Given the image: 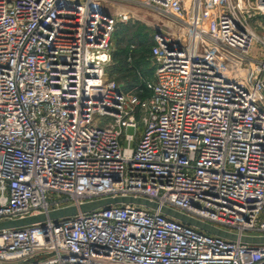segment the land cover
I'll return each instance as SVG.
<instances>
[{"label": "built area", "instance_id": "1", "mask_svg": "<svg viewBox=\"0 0 264 264\" xmlns=\"http://www.w3.org/2000/svg\"><path fill=\"white\" fill-rule=\"evenodd\" d=\"M142 3L176 29L128 90L102 0H0V222L158 204L2 228L0 264H264V0Z\"/></svg>", "mask_w": 264, "mask_h": 264}, {"label": "rangeland", "instance_id": "2", "mask_svg": "<svg viewBox=\"0 0 264 264\" xmlns=\"http://www.w3.org/2000/svg\"><path fill=\"white\" fill-rule=\"evenodd\" d=\"M102 3L105 11L110 13L116 21L113 36V46L115 44L116 48L128 46L137 51V55L141 52L150 55L149 49L154 45L155 35L161 31L176 29L175 23L169 17L146 7L142 0H102ZM145 40L151 41L147 48L141 47V42ZM154 68L152 56L149 61H142L139 70L145 81L153 79ZM106 75L116 80L122 87H126L129 79L122 72L121 63L115 60L107 66ZM134 132V128L127 129L129 134Z\"/></svg>", "mask_w": 264, "mask_h": 264}, {"label": "water", "instance_id": "3", "mask_svg": "<svg viewBox=\"0 0 264 264\" xmlns=\"http://www.w3.org/2000/svg\"><path fill=\"white\" fill-rule=\"evenodd\" d=\"M136 203V204H143L152 208H158V204L152 203L146 199L142 198H133V197H116V198H104L99 200H94L91 202H86L81 204L80 206L76 205H70L66 206L57 210L50 211L47 214H39L34 216H29L24 219H17V220H11V221H2L0 222V229L2 228H10V227H19L23 225H28L35 222L45 221L47 219H59L63 217H68L75 215L79 212H90L92 210H95L100 207L107 206L109 204L114 203ZM161 211L164 213H167L177 219L182 220L183 222H186L188 224L197 226L205 231H208L213 234H218L227 238L231 239H237L238 236L236 234L224 231L222 229H218L216 227H213L212 225H209L207 223H203L199 220L193 219L183 213H180L174 209L168 208V207H162ZM241 240L252 244H261L264 243V236H242Z\"/></svg>", "mask_w": 264, "mask_h": 264}, {"label": "trees", "instance_id": "4", "mask_svg": "<svg viewBox=\"0 0 264 264\" xmlns=\"http://www.w3.org/2000/svg\"><path fill=\"white\" fill-rule=\"evenodd\" d=\"M114 36V35H113ZM151 41L150 40H145L141 42V47L147 48L150 45ZM113 53L112 57L113 60L121 63L122 65V72L125 73L126 77L129 78L127 81L126 89L130 90L135 88L136 86H140L141 88L145 87L143 77L141 76L140 73V65L143 60H150L152 53L151 49H149V54L146 55L145 52H141V54L137 55V51L130 49V47H121L119 48L115 47V44L113 46ZM138 56V57H136ZM143 79V80H142Z\"/></svg>", "mask_w": 264, "mask_h": 264}]
</instances>
